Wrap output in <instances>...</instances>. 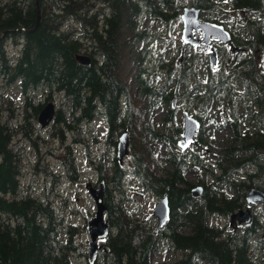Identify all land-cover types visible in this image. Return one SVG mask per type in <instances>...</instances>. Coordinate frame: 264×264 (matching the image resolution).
<instances>
[{"label":"trees","instance_id":"1","mask_svg":"<svg viewBox=\"0 0 264 264\" xmlns=\"http://www.w3.org/2000/svg\"><path fill=\"white\" fill-rule=\"evenodd\" d=\"M183 1L0 0V77L18 83L26 121L13 127L12 103L0 98V264H74L72 256L79 251V227L59 218L48 198L21 192L13 140L21 133L31 139L29 109L37 113L47 104L35 105L30 96L40 87L63 94L69 105L66 113L55 111L54 124L78 130L72 123L102 116L105 143L116 146L121 129L129 134V167L116 155L91 159L106 186L110 231L99 240L105 264H166L153 260L163 246L179 253L169 264H264V211L232 231L211 218L246 206L250 187L264 192V0H191L206 19L226 25L233 43L245 48L234 55L221 52L216 68L194 49L180 60L149 48L144 18L167 27L180 22ZM68 19L78 27H66ZM9 39L20 44L14 56L7 50ZM77 54L88 56L89 63H80ZM175 97L196 107L199 152L180 148L181 126L170 127L176 121ZM156 108H165L162 129L153 123ZM207 117L231 133L219 152L204 159L201 153L212 145L204 136ZM157 140L175 148L162 163L153 149ZM64 158L68 178L77 179L79 166L70 152ZM193 164L214 179L198 180L203 188L199 197L191 196L196 183L186 179ZM128 173L145 192L167 196L170 217L160 228L152 225V215L146 218L140 208H128Z\"/></svg>","mask_w":264,"mask_h":264},{"label":"rangeland","instance_id":"2","mask_svg":"<svg viewBox=\"0 0 264 264\" xmlns=\"http://www.w3.org/2000/svg\"><path fill=\"white\" fill-rule=\"evenodd\" d=\"M182 5V9L185 6H191V0H184ZM231 15L233 17L235 14L231 13ZM68 21H70V24L65 23L66 27H78L75 21L69 19ZM142 26L145 29L144 32L148 39L149 48L155 55L164 52L166 57L178 58L190 52L185 51L181 53L179 51L181 45V41L179 40L182 30L181 21L171 22L167 27L164 23L148 16L144 18ZM151 34H158L159 36H151ZM161 35H165V37H161ZM19 49L20 44L14 43L12 39H9L7 42L9 54L14 56L18 54ZM217 58L218 64L221 63L222 57L217 55ZM223 63L226 64V61H223ZM30 96L34 99L35 105L39 101L43 105L52 103L55 107V111L61 108L64 113H66L69 107L63 94L55 91L49 94L47 90L41 87L30 91ZM47 97H49L48 100H46ZM0 98L1 100L4 99L5 103L9 101L12 103V108L14 109L13 127H17L19 124L26 122L23 120L25 109L23 106L24 95L20 91L17 82L8 84L6 78L0 77ZM173 99L174 104L172 105L176 106V121L174 124H170V127H174L175 125L182 126L183 112L187 111L193 116L196 107L184 106L177 100L178 98L175 97ZM29 111L31 113L29 120L32 125L31 129L29 125H27V128L30 129L29 133H31V139H28L21 133L16 134L13 140V148L20 156L19 163L22 175L19 181L21 184V192L32 193L34 196L42 199L48 198L55 206L59 218L62 217L64 222L79 227L76 236L79 251L73 254L72 261L74 264H87V256H84V253L87 251V241L89 239L86 225L96 211V205L88 192L87 184H91L95 187L99 183L97 172L91 159H94L97 155H103V153L111 159L116 155V146L104 142L106 127L102 116L96 117L90 123H83L81 125L72 123V127L79 126L78 130H75V128H68L65 124H54V119L48 126L41 127L37 121L40 110L36 113L30 108ZM199 114L202 115V112L199 111ZM151 116L153 123L159 125V128L162 129V120L166 116L165 108H156L153 110ZM213 118L218 119L216 115H214ZM204 125L206 126L204 136L207 137L206 141L211 142L212 145L207 148L206 153H201V155L204 159H209L212 154L219 152L220 148L227 142V138L231 131L229 128L219 129L214 127L208 117L205 119ZM58 127L62 128V132H59ZM122 130L123 129L120 130V133ZM94 134L96 140L92 139ZM180 139L181 136L176 137L177 141ZM189 148L199 152V149L193 144ZM153 149L156 158L162 163L165 161V156L168 155L169 151L175 148L157 140L153 141ZM86 150L89 151V154H87ZM69 152L73 160H75L79 166L78 178L75 180L69 179L66 171L67 163L64 157H66ZM131 159L132 155L129 148L128 155L124 157L121 164L127 168L131 163ZM186 179L191 183H196V185H200L197 183L199 179H207L209 182L214 181L213 178H205V176L201 174V168L197 164H193L192 168L187 170ZM218 185L219 184L214 183L213 187H218ZM108 187L111 189V185ZM125 188L127 195L130 197L127 203L128 208L132 210L140 208L146 218L152 215L154 205L159 198L151 193L145 192L141 188V184L138 180L130 176L129 173L125 178ZM113 193L116 192L113 191ZM140 193H144V195L141 196ZM227 193L233 194V191L227 190ZM246 206H248L247 203ZM246 206H242L241 209H245ZM252 206L253 209H251V212L253 216H259L260 213L264 211V207L260 202ZM211 218L212 222L216 225L222 228L227 227L226 231L236 230L238 227L242 226V224H240V226H230L229 215L217 214ZM150 220L152 225L155 226L156 219L153 215ZM100 251L102 250L100 249ZM178 254L179 253L164 248L163 246L161 250L155 254L153 260L169 264ZM98 256V264H105V261L101 258L100 252ZM201 264L205 263L203 262Z\"/></svg>","mask_w":264,"mask_h":264},{"label":"water","instance_id":"3","mask_svg":"<svg viewBox=\"0 0 264 264\" xmlns=\"http://www.w3.org/2000/svg\"><path fill=\"white\" fill-rule=\"evenodd\" d=\"M200 9L191 5L185 6L182 9L180 18L182 21L181 40L182 47L186 43L192 45H200L206 48L210 45L212 39L219 40L221 42L230 41V32L222 24L213 23L208 20H202L200 17ZM195 30L196 35H192V30ZM202 31V36L198 37V31ZM233 51L237 50V47L232 46ZM215 48L212 46L209 50V60L211 65L216 63ZM77 60L82 64L89 63L88 56L83 54L76 55ZM174 104V99L172 101ZM55 114V107L52 103H47L39 112L37 121L41 127H46L53 121ZM201 123L194 116H191L187 111L182 114V126H181V139L178 140V145L182 149H186L191 144H196V133L199 131ZM129 152V134L124 129L118 136L116 145V157L119 163H122L124 157ZM89 194L96 205L95 214L91 217L86 225L89 239L87 241V262L93 264L101 249V244L98 243L99 239H103L110 231V222L105 217L106 206L103 202V196L105 193V184L103 181H99L97 186L87 184ZM203 188L201 185H196L191 188V196H201ZM143 196L144 193H141ZM245 200L248 204L255 202L264 203V192L259 188L253 186L247 190ZM152 215L156 219V228L163 226L170 217V207L168 198L166 195L159 198L155 203ZM253 215L251 209L246 207L245 209H238L229 215V225L234 226L237 224H247L252 221Z\"/></svg>","mask_w":264,"mask_h":264},{"label":"flooded vegetation","instance_id":"4","mask_svg":"<svg viewBox=\"0 0 264 264\" xmlns=\"http://www.w3.org/2000/svg\"><path fill=\"white\" fill-rule=\"evenodd\" d=\"M184 8V7H183ZM181 13V12H180ZM200 13H201V11H200ZM201 17V19L202 20H208V19H206L205 18V16L201 13V15H200ZM208 21H210V22H213L212 20H208ZM182 22V21H181ZM213 23H218V22H213ZM218 24H221V23H218ZM222 25H224V24H222ZM224 27L228 30V28L226 27V25H224ZM229 32H230V30H228ZM181 32H182V30H181ZM192 35L193 36H195L196 35V33H195V30L193 29L192 30ZM181 36V35H180ZM202 36V31H198V37H201ZM230 37H231V32H230ZM179 40L181 41V45H180V47H179V51L181 52V53H184L185 51H190L191 52V50L192 49H194L196 52H203L204 54H206V56H207V60H208V62H210V60H209V50L211 49V47L213 46L214 48H215V55H216V63H215V65L213 66V65H211V64H209L212 68H216L217 66H218V58H217V55L219 56H222L221 55V52H225V51H227L228 53H231V54H236L238 51H243V50H245V48H239L238 46H236L234 43H233V41H232V37H231V39H230V41H226V42H221V41H219V40H216V39H212V41H211V43H210V45L209 46H207L206 48H204V47H201L200 45H192V44H190V43H186L185 44V46L184 47H182V40H181V38H179ZM232 46H235V47H237V50L234 52L233 51V48H232ZM184 56V55H183ZM180 60L182 59V56H180V57H178ZM200 128H201V126H200ZM200 130V129H199ZM199 132V131H198ZM197 132V133H198ZM197 133H196V136H197ZM197 141V140H196ZM197 143V142H196ZM194 145V144H193ZM257 203V202H256ZM256 203H252V204H250V206H252V205H255ZM237 225H239L240 226V224H237ZM245 225V224H244ZM244 225H242V226H240V227H243ZM236 226V225H235ZM240 227H238V228H240Z\"/></svg>","mask_w":264,"mask_h":264}]
</instances>
